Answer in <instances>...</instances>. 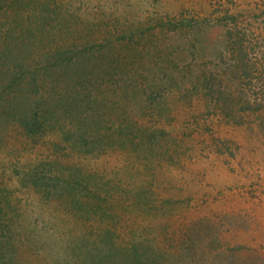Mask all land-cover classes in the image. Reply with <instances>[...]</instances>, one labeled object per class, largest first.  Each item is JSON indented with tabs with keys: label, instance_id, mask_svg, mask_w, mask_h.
Returning <instances> with one entry per match:
<instances>
[{
	"label": "rangeland",
	"instance_id": "obj_1",
	"mask_svg": "<svg viewBox=\"0 0 264 264\" xmlns=\"http://www.w3.org/2000/svg\"><path fill=\"white\" fill-rule=\"evenodd\" d=\"M0 103V264H264V0H0Z\"/></svg>",
	"mask_w": 264,
	"mask_h": 264
},
{
	"label": "trees",
	"instance_id": "obj_2",
	"mask_svg": "<svg viewBox=\"0 0 264 264\" xmlns=\"http://www.w3.org/2000/svg\"><path fill=\"white\" fill-rule=\"evenodd\" d=\"M178 20H179V24H182V25H185V26H188V27L194 26V24L192 23V20H193L192 17H190V18L181 17ZM68 53H69V51H60V50H59V52L55 53V61L58 64V66H64V65L68 66V63L65 62L66 61L65 56L68 55ZM53 64H55V63H53ZM241 66H244L243 63L241 64ZM21 73H22V71L21 72L20 71H15L14 72L13 81L11 80L10 82H8L7 83L8 86L13 85V83L17 84L18 82H21V80H20L21 79L20 76L22 75ZM28 73L31 74V75H34V77L36 75V71L34 69H31L29 66H26L25 67V75H27ZM40 80L42 81V78ZM33 88H34L33 90L36 91V86L35 85H33ZM15 98L20 102L21 99H19V97L15 96ZM38 101H41V100H38ZM249 101L250 100L244 99L241 102H245L246 103L245 106H247V108L249 109V108H251V105H250L251 103H249ZM45 102L42 101L41 102V106L42 105L44 106ZM8 105L12 109H14L16 107L14 101H9ZM0 107H2L1 103H0ZM29 108L31 109L29 111V112H31V115H28L26 110H20V111H15L14 110L11 116H14L17 119L16 121L19 122L20 126L23 127L25 132L30 136V134H34V133H37V132H40L41 130H43V128H42L43 127V123L45 122V120H46V118L48 116V112H51V111L49 109H46V107H42L41 108L42 112L40 111V117H41V119H40L39 113H38V111H39L38 106L36 104L35 105L33 104L32 107H29ZM29 108H27V109H29ZM34 170L32 171L31 176L28 177L29 182L31 184H33L35 187H38L39 185H42L41 183L45 184L44 180L46 179V177L45 176L43 177L42 175H40L41 174L40 171H39V173H37L36 171L34 172ZM64 182H68V181L65 179ZM5 226H7V225H5L3 223H0V230H3V227H5ZM0 233H2V232H0ZM4 239L6 240L4 242V244L9 242V237H5ZM3 248L4 247L0 245V252L3 250ZM86 255L87 256H86L85 262H88V264H104L103 259H102V255L103 254L99 250L98 251L95 250V252L91 251V252H89V254L87 253ZM134 261H136V260H134ZM109 262H110V259L107 257L106 264H109ZM124 263H127V264L130 263V259H128L127 261H124Z\"/></svg>",
	"mask_w": 264,
	"mask_h": 264
}]
</instances>
